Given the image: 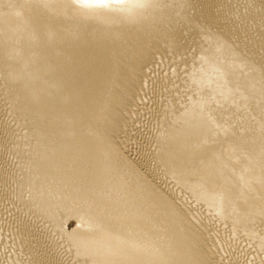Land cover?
I'll return each mask as SVG.
<instances>
[{"label":"bare ground","instance_id":"1","mask_svg":"<svg viewBox=\"0 0 264 264\" xmlns=\"http://www.w3.org/2000/svg\"><path fill=\"white\" fill-rule=\"evenodd\" d=\"M235 7L264 47L257 0H0V107L9 118L0 125L21 130L15 98L32 107L39 141L12 137L10 150L28 171L40 168L38 187L55 195L48 202L61 221L78 217L82 235L60 233L79 262L215 264L221 240L244 238L264 264V48L248 47L247 25L220 19ZM193 54L190 67L173 72L172 62ZM165 60L173 73L162 75L148 150L135 160L123 142L127 119ZM235 106L263 138L223 123L219 112ZM13 231L17 252L33 240ZM35 251L26 260L11 251V264H43Z\"/></svg>","mask_w":264,"mask_h":264},{"label":"rangeland","instance_id":"2","mask_svg":"<svg viewBox=\"0 0 264 264\" xmlns=\"http://www.w3.org/2000/svg\"><path fill=\"white\" fill-rule=\"evenodd\" d=\"M233 1L235 2L236 0H233ZM257 1L264 3V0H257ZM154 8L155 7L152 6L150 9L154 10ZM245 8H247V7H245ZM234 9L235 10H224L220 15V19L223 17V18L227 19L228 21L233 20L235 23L234 26L236 28H237V26L240 27V23L247 25V27L245 29V34L242 36H244L245 40L249 43L248 47L253 48V46H254V48L256 47L255 49L260 50V52H261L262 48H264V47L261 44L260 39L257 37V35L255 36V34L251 32V30L255 31V28L253 27L252 24H249L248 22L246 23L245 21H242V19H240L241 17H238L240 7H235ZM243 9L244 8H242L241 11H243ZM181 15H180V21L179 22H181V19L183 17ZM214 18L215 17H213V19ZM182 20H184V18ZM204 23H207V20ZM237 23H239V24H237ZM186 24H190V23L187 21ZM208 26L204 25V27H206L207 29L211 28L210 27L211 25H209V23H208ZM213 29H211V30H213ZM235 29L233 31H236ZM214 30H216L220 33H222V32L224 33V30L218 29L216 27ZM206 32H207V30H206ZM193 34H194V32H193ZM195 37H197V35ZM55 40H57V38ZM192 46H194V44L190 43V48H192ZM225 51L226 50H224V52ZM226 52L229 53V50H227ZM186 57H187V55H186ZM193 60H194V54L192 56L190 55L189 61L186 58H184L183 62L182 61L180 62V60L176 61L180 65H178L176 62H172V67L173 66H179L180 69L181 68L182 69L188 68L191 66V64H192L191 62H193ZM167 61H169V60H165V62L161 61V62H159V64H156V66H154L156 68L152 69L151 72H153V73H150L151 77H148L150 79H147L148 81L146 80L147 83H145V84L147 85V87L144 84V87H146V88L145 89L143 88L140 91V93L143 94V97H142L143 100H141V102L137 101L138 102L137 104L135 103L137 106H134V107H136V108H134L133 104H132V107L135 110L133 109V112H132L133 115L128 117V118L131 117L130 119H127V124H129V125L127 126V128L125 129L124 134H123V136H124L123 142L125 145V152L127 151V153L129 154V156L132 159L142 160L144 158L143 156L145 155L144 153L148 150V148H147V146H148L147 145L148 144L147 139L148 138L147 137H149L150 134L152 133V131H151L153 129V125H152L153 123L152 122L155 119V117H154L155 113L152 114L151 112L156 111L155 110V104L153 105V103L158 98V94H159L158 90H159V92L160 91L162 92V89L163 90L165 89L164 85L162 86V84H165V81H166L165 79H168V76H170L169 70H170V72L172 71L171 65L168 66V64L169 63L171 64V62H167ZM164 63H166V64H164ZM175 63L177 65H173ZM255 66L257 68V72L260 75H262V67H260L257 64H255ZM175 68L176 69H174V67H173V69L175 70L173 72H176V70H178V67H175ZM154 72L157 75H154L155 74ZM173 72H171V73H173ZM166 73L168 75H164ZM185 73H187V71H185ZM158 74H160V75H158ZM162 75H164V78H165L164 82L162 81V79H163ZM156 76L157 77L159 76V78L161 77V79L157 78ZM156 79H157V81H156ZM12 80H13L14 84H13V82H12V84L9 82V84L12 88L16 89L15 83H20V82L17 81L16 79H12ZM158 81L160 82L159 85H157L159 83ZM161 82H162V84H161ZM149 85H151V86H149ZM148 87H150V88L148 89ZM143 90H145V91H143ZM152 90H154L153 91L154 93H152ZM16 91L19 93V91L17 89H16ZM16 91L14 90V92H16ZM142 92H145V93L147 92L146 93L147 95L145 93H142ZM153 94H154V98H153ZM140 96H142V95H140ZM151 99H153V100H151ZM149 100H150V102L151 101L152 102L147 103ZM157 100L155 101L156 104H157ZM13 102H14L13 112H14V115H16V118L18 120L17 122L15 121L16 124H14V125H17L18 127H20L21 130L18 129V132H17L16 130L14 131L13 128H11L14 131L13 134L10 132L7 133L6 130H2V127L0 125V127H1L0 130L2 132L0 134V137H1L0 138V141H1L0 142V144H1L0 145V232H1L0 233V240L2 239L1 243H0L2 245V246L0 245V256H2L0 258L1 259L0 264H2L4 262V260L7 262V263L4 262L6 264H8V262H9V264L13 263V259H12L13 257L11 258V251L13 253L12 256L16 255V256H19V258H22L21 260H26L25 258H27V255L29 254V252L32 251L34 253L35 250H36L35 252H37V254L40 255V256L38 255L39 258L43 259V261H42V259H40V261H42L43 264L44 263L45 264H52V263L53 264H84V263L87 264L86 261L82 260L84 262L83 263L81 261V259L79 262V258L76 255H74L71 250H69L68 242L66 241V237H65L66 233H63L64 231L66 232L67 229H68V231L71 229L72 230L78 229V233L80 235H82V231H80L82 229V227H81L82 224L79 223L80 221L78 220V217L74 213H73V215H71L72 213L70 212V213L65 214L62 217L63 219L61 221V219H60V217H61L60 216V207L53 206V205L49 204V202H48V200H55V195L47 192L45 185H41V187L40 186L38 187V185L40 184V182H39L40 181V174H41L40 168L39 169L37 168L36 171H33V170L28 171V168L26 167L27 163L22 162V155L23 154L21 153V155H18L16 153L17 151H14L13 149L10 150L11 147L13 146L12 142H11L13 140H10V139H12V137L17 138L19 136L20 138L18 137V139L20 141L22 140L24 143L27 142L29 144L32 143V145H30V146H34V144L37 141H39L38 138H40V136L42 135V134H40L38 136L39 132L42 133V130L38 131V130H40V128H39V126H37L36 122L38 120L36 119L34 113H31L30 111H29V113H27V109H29V108L32 109V107L26 108L25 107L26 103H24L22 100L18 99V97L15 98V100ZM15 105H17V106H15ZM148 105H150L151 107H149ZM19 106H21V108ZM150 108H151V112H150ZM224 108H226V107L224 106ZM232 108L233 109L229 108L228 110H226L224 112L223 111L219 112L220 114H222L223 123L227 122L230 125V129L232 131H235V133H237V134H241V133H243V134H255L257 137L263 138V135L261 136L258 133L259 131L254 126V124H253L254 122L252 121V119H249L248 114L245 113L246 112L245 110L244 111L242 110V107L237 108V106H235ZM0 110L2 111V112L0 111V114L2 113L1 114L2 117L0 116V119L5 120V118H6V120H8V122H9L8 115L4 114L5 110L3 108H1ZM23 110H25V111H23ZM15 111L17 113H15ZM18 113H20V114H18ZM150 113H151V116L153 115L152 116L153 118L150 116ZM40 114H42V113H40ZM18 115H20V117ZM21 117H22V119H21ZM20 120H21V122H20ZM26 120H28V121H26ZM34 120H35V123H33ZM29 121H31V122H29ZM20 124H22V125H20ZM33 126L34 127L37 126V127L34 128ZM26 127L29 128L30 130L27 129ZM150 127H151V130H150ZM23 129L25 131H23ZM148 129H149V131H148ZM239 129L241 131L237 132ZM31 131H32V133H30ZM250 131L254 132V133H251ZM19 132H21V133L19 134ZM125 132H126V137H125ZM146 132H148V133H146ZM9 133H10V137H8ZM15 133L16 134L18 133V135H15ZM2 134H4L5 136L6 135H8V136H6V137L4 135L1 136ZM36 134H37V138L35 136ZM30 136H31V138H30ZM8 138H9V140H7ZM5 141H6V144L9 145L8 146L9 148H7V146H4V145H6ZM22 141H21V143H23ZM2 143H3V145H2ZM10 145H12V146H10ZM24 146H25V144H24ZM145 149H147V150H145ZM142 151H145V152H142ZM14 154L16 156H14ZM25 160H26V158H25ZM28 165H29V163H28ZM44 190L46 192H44ZM11 193H13V194H11ZM11 199H12V201H11ZM16 202H17V204H16ZM25 207H27V208H25ZM25 210H26V212H25ZM9 211H10V213H9ZM15 221L18 223H15ZM60 222L61 223L63 222V224L65 223L64 226H63V224L61 225ZM14 225H16V228ZM24 227H25V229H24ZM63 227L66 230H64L63 232L60 233V231ZM13 229L18 230L16 232L21 234V235H25V236L30 235L29 240L33 239L32 241H28L29 245L27 244L28 245L27 247L25 245L22 246L23 249L21 247H19L21 249V251L23 250L22 252H24V254H25V255L22 254L23 256L21 255V253H18V252H21L20 250L17 252V250H18V248L16 249L17 246H15L12 243V238L14 235ZM22 229H23L24 233L22 232ZM5 230H6V232H4ZM8 230H10L11 233ZM29 230H31V231H29ZM74 231H76V230H74ZM6 233H8V234L6 235ZM12 233H13V235H12ZM9 234L12 236H10ZM2 235L5 236V239L1 238ZM7 239H9V240L7 241ZM229 239H232V238L229 237ZM4 240H5V242L7 241L8 243H5ZM10 242L14 245L13 247H15V251H14V248H12V249L10 248L12 246V244L11 245L9 244ZM30 243L31 244L34 243L33 244L34 246L31 245ZM7 244H9L10 247H8L9 245H7ZM4 245L6 246V249H5ZM9 248L11 249V251L9 250ZM38 249H39V251H38ZM218 249L217 250L219 251V254H218V252L215 251V255L217 254L215 264H263V262H261L260 258L258 256H255V253H256V255H258L257 252L255 251V249L251 245H249L248 241H246V239H244V238H241L238 240H228V239L227 240H221V244H220ZM7 251L8 252L10 251V253L8 254ZM1 252L3 254L5 253V255H1ZM25 252H27V253H25ZM4 256H6V257H4ZM24 256H25V258H24ZM16 258L19 259L18 257H14V260ZM7 259H9V261ZM258 259H259V261H257ZM44 261H46V262H44ZM47 261H48V263H47ZM29 264H31V263H29Z\"/></svg>","mask_w":264,"mask_h":264}]
</instances>
